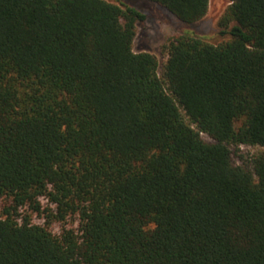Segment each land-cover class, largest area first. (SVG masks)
Here are the masks:
<instances>
[{"label": "trees", "instance_id": "obj_1", "mask_svg": "<svg viewBox=\"0 0 264 264\" xmlns=\"http://www.w3.org/2000/svg\"><path fill=\"white\" fill-rule=\"evenodd\" d=\"M230 2L161 77L137 7L0 0V264H264V150L233 149L264 146V0Z\"/></svg>", "mask_w": 264, "mask_h": 264}, {"label": "rangeland", "instance_id": "obj_2", "mask_svg": "<svg viewBox=\"0 0 264 264\" xmlns=\"http://www.w3.org/2000/svg\"><path fill=\"white\" fill-rule=\"evenodd\" d=\"M118 4L131 5L137 7L146 14L144 21L137 23V35L134 41L135 51L147 50L154 53L159 59V74L163 77L164 66L168 58L166 46L169 42L181 33L191 30L206 40L213 43L222 42L231 37L229 33H222V30L228 31L235 22H231L225 28L221 25V18L225 14L230 5V0H210L208 13L204 18L194 24H185L181 22L166 7L151 0H109ZM187 121L189 119L187 118ZM190 122V121H189ZM203 137L207 141L213 139L203 133ZM234 161L236 164L252 168V157L259 151L264 150L262 145H246L234 146ZM44 205L48 202L44 200ZM45 214H42V217ZM41 215L35 213L33 220L41 222L44 219ZM58 226V225H57Z\"/></svg>", "mask_w": 264, "mask_h": 264}]
</instances>
